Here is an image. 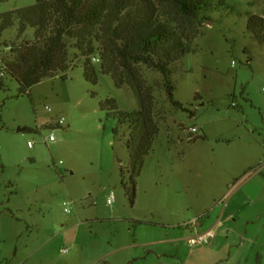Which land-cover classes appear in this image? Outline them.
<instances>
[{
  "label": "rangeland",
  "instance_id": "374dc122",
  "mask_svg": "<svg viewBox=\"0 0 264 264\" xmlns=\"http://www.w3.org/2000/svg\"><path fill=\"white\" fill-rule=\"evenodd\" d=\"M35 3L9 0L0 14ZM222 3L227 9L214 11ZM212 5L198 18H183L156 3L161 19L184 35L188 54L172 66L175 97L194 114L171 103L160 72L146 64L125 68L105 51L117 24L68 35V79L62 72L47 78L31 95L20 93L3 63L13 59V46L35 42L37 29L20 33L16 21L2 33L0 264H188L190 252L203 248L189 241L203 234L191 233L206 221V210L232 205L227 183L245 171L264 177V44L247 29L251 16L264 17V0ZM87 63L98 85L86 79ZM110 98L130 117L150 105L159 128L135 202L121 173L122 167L130 184L132 126L126 121L115 134L118 112L100 105ZM63 117L66 125L57 128Z\"/></svg>",
  "mask_w": 264,
  "mask_h": 264
},
{
  "label": "trees",
  "instance_id": "16d2710c",
  "mask_svg": "<svg viewBox=\"0 0 264 264\" xmlns=\"http://www.w3.org/2000/svg\"><path fill=\"white\" fill-rule=\"evenodd\" d=\"M7 1L9 0H0V6ZM139 1L36 0L30 7L0 14V49L6 47L2 41V33L13 27L16 21L20 22V33H24L28 28L37 29L35 42L13 46L14 57L3 63L4 68L18 82L20 93L31 95L32 88L47 78H55L62 72L64 73L62 79H68L66 75L70 69L66 42L68 35L74 32V37H81L79 27L90 32L96 25L117 24L114 28V38L105 44V51L117 56L125 68L135 64H146L160 72L171 103L179 110L194 114L175 97L177 88L173 80L175 74L172 66L188 54L187 44L182 39L184 35L174 32L171 23L161 19L156 3L159 6H171L176 14L183 18H198L213 7L212 0H141L144 6L138 8ZM222 9H227L223 3L219 10L214 11ZM247 29L264 44L263 16H251ZM120 41L121 45L118 44ZM87 45L89 54L93 55L95 48L91 40L87 41ZM84 74L90 83L98 85L99 77L92 64L85 65ZM113 77L120 88L115 74ZM3 88L5 87L0 78V90ZM100 105L105 111L113 106L115 109L110 110L111 112L119 111L114 98L101 102ZM114 118L118 122L116 135L119 134L120 125L128 122L132 126V134L127 141L132 164L130 184L126 183L122 167L121 173L123 186L131 191L132 200L135 202L137 180L153 152L159 128L154 121L152 107L146 104L140 112L131 117L129 114L118 112Z\"/></svg>",
  "mask_w": 264,
  "mask_h": 264
},
{
  "label": "crops",
  "instance_id": "0c3cea01",
  "mask_svg": "<svg viewBox=\"0 0 264 264\" xmlns=\"http://www.w3.org/2000/svg\"><path fill=\"white\" fill-rule=\"evenodd\" d=\"M260 145L264 148V143ZM260 169L264 176V164ZM243 174L234 183H227L228 192L232 187L229 201L232 205L218 208L216 204L213 211L206 210V221H202L195 232L192 230L191 234L214 231L215 238L210 241L212 245L192 250L188 264H264V177L250 171ZM226 195H222V201ZM228 207L230 211L226 212ZM182 236V240H188V236L183 233Z\"/></svg>",
  "mask_w": 264,
  "mask_h": 264
},
{
  "label": "built area",
  "instance_id": "2783aa9c",
  "mask_svg": "<svg viewBox=\"0 0 264 264\" xmlns=\"http://www.w3.org/2000/svg\"><path fill=\"white\" fill-rule=\"evenodd\" d=\"M56 125H57V128H62V127H64V126L66 125V119H65L64 117L61 118V119L58 121V123H57ZM56 125H55V126H56ZM55 126H54V124L51 125L52 128H54ZM57 128H56V129H57ZM54 130H55V129H52V131H54ZM192 131L196 132L197 129L194 128V129H192ZM49 140H50L51 142H54V141H55V134H54V133L51 134ZM34 145H35V142H33V143L30 142V143H29V146H30V147H33ZM224 200H225V198L223 199V201H224ZM114 202H115V195L112 194L111 197H110L109 200H108V204H109V205H113ZM66 212H69V210L66 209ZM213 237H214V232H213V231H208V232H205V233H203V234H201V235H196V236H194L193 238L190 239V243H191L192 245H201V244L205 245V244H209L210 241H211V239H212Z\"/></svg>",
  "mask_w": 264,
  "mask_h": 264
}]
</instances>
